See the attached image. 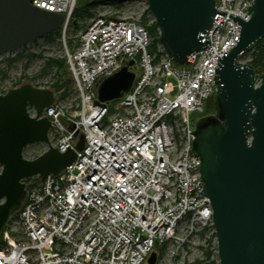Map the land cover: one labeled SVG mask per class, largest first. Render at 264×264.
Returning <instances> with one entry per match:
<instances>
[{
  "label": "built area",
  "instance_id": "2783aa9c",
  "mask_svg": "<svg viewBox=\"0 0 264 264\" xmlns=\"http://www.w3.org/2000/svg\"><path fill=\"white\" fill-rule=\"evenodd\" d=\"M31 3L65 15V45L77 0ZM253 3L217 0L208 44L185 67L161 45L159 59L149 52L153 38L140 21L101 15L86 21L81 46L66 51L79 111L67 116L57 101L43 115L60 152L75 149L82 134L85 146L60 176L27 184L21 236L12 220L1 236L0 264H145L158 245L176 238L182 222H212L193 147L195 117L217 93V68L241 39L236 18L247 22ZM131 61L132 89L98 103L99 83Z\"/></svg>",
  "mask_w": 264,
  "mask_h": 264
},
{
  "label": "water",
  "instance_id": "95a60500",
  "mask_svg": "<svg viewBox=\"0 0 264 264\" xmlns=\"http://www.w3.org/2000/svg\"><path fill=\"white\" fill-rule=\"evenodd\" d=\"M216 2L147 0L159 41L173 62L185 67L188 58L208 44L205 35L213 25ZM249 12L247 22L236 18L241 39L217 68L218 116L199 121L194 133V152L211 200L219 264H264V74L257 77L250 63L238 64L239 57L264 40V0H255ZM64 20L65 15L41 10L30 0H0V57L60 31ZM133 63L99 84L98 103L120 100L132 89ZM56 100L53 90L30 83L0 95V237L21 210L24 181L59 176L77 158L74 149L61 153L50 142L52 121L42 116ZM38 143L48 150L26 159V148ZM84 146L82 134L75 149ZM157 261L152 252L147 264Z\"/></svg>",
  "mask_w": 264,
  "mask_h": 264
},
{
  "label": "rangeland",
  "instance_id": "374dc122",
  "mask_svg": "<svg viewBox=\"0 0 264 264\" xmlns=\"http://www.w3.org/2000/svg\"><path fill=\"white\" fill-rule=\"evenodd\" d=\"M148 9L147 0H128L120 8L114 5H99L94 10L95 16L101 15L105 17H115V18H125L133 19L136 21L143 22L149 20L150 23L156 21L153 15ZM92 17H87L84 21H81L79 27H70L66 31V43L62 40V36H55L53 40L40 39L32 45H28V52L31 54H36L32 59L22 58L14 59L15 53L3 54L0 57V67L4 70V75L0 77V95L7 93L13 88H18L23 86L25 83H30L33 86L39 87L41 89L48 88L52 85L53 78L50 75L42 74V67L44 65V57H58L66 58L67 49L70 52H74L69 45L68 41L80 40L81 32L88 21ZM63 34V31H62ZM246 55V54H245ZM241 56L238 58V62L244 64H249V56ZM245 57V58H243ZM12 60V61H10ZM239 63V64H240ZM257 75V74H256ZM257 77H259L257 75ZM66 96L62 99H58L56 93V99L62 105L63 110H65L66 115H76L79 111L81 104L80 94L74 86V83H70L66 87ZM213 97V96H212ZM216 97V96H215ZM213 105L210 108L205 109V112L197 117H195V124L198 120H203V116L217 117L218 108L216 113L213 110ZM113 115V113H111ZM66 124V122H64ZM51 142L55 143L57 139L56 132L50 131ZM53 138V140H52ZM48 150V146L43 143H38L37 145L28 146L24 152L26 159H36L38 156L42 155ZM2 167H0V172ZM14 226L17 227L18 236H21V225L18 220V216L13 219ZM211 242V244L209 243ZM211 248L213 252V260L219 264V258L217 254V237L214 229L213 223L210 221L208 223L195 224L190 226L187 222H182L180 228L176 231V238L170 242L158 245L154 250L156 252L158 261L157 264H206V254L205 251ZM147 264V263H145Z\"/></svg>",
  "mask_w": 264,
  "mask_h": 264
},
{
  "label": "trees",
  "instance_id": "16d2710c",
  "mask_svg": "<svg viewBox=\"0 0 264 264\" xmlns=\"http://www.w3.org/2000/svg\"><path fill=\"white\" fill-rule=\"evenodd\" d=\"M127 1L128 0H77V5L74 9V17L71 22L72 23L71 26L79 27L81 25V21H84L87 17H94L95 16L94 10L99 5L109 4L120 8ZM143 20L144 21L141 23L147 28V30H149L153 38L152 40L153 42L151 44L149 52H151V54L157 55V59H159L162 56V53L158 51L160 45V41H159L160 32L158 30V27L155 22L150 23V21L147 19L145 20V18ZM55 36H62V34L60 33V31H56L53 34L47 35L43 38L47 40H53ZM68 42H69L68 45L73 50H76L81 46L80 40H76L74 42L70 39ZM28 48H29L28 46H25L24 48H22V50L14 52L16 56L12 60L22 59L24 57L32 59L34 56H36V54L34 53L33 54L29 53ZM249 55L251 59L249 60L248 63H250L253 66V68L256 71V74L258 76L264 74V40L260 41L259 44L256 46V48L253 51L247 53L245 56H249ZM44 60L45 61L42 67L43 68L42 74L50 75L54 79L52 85L50 86V89H52L55 92V94L57 93L58 99H62L67 94L66 92L67 85H69L72 82L74 83V78L72 77L70 68L68 67L67 64V57L66 58L44 57ZM2 75H4V70H2L0 67V77ZM207 103L213 105L214 107L213 110L216 113L218 107L216 97L213 96L209 98ZM35 181H37V179H28L26 180L25 183L28 184L29 182H35ZM209 243L211 244V242ZM205 254H206V264H218L216 263L215 260L212 259L214 254L211 251V248L207 249L205 251Z\"/></svg>",
  "mask_w": 264,
  "mask_h": 264
},
{
  "label": "flooded vegetation",
  "instance_id": "af4514ba",
  "mask_svg": "<svg viewBox=\"0 0 264 264\" xmlns=\"http://www.w3.org/2000/svg\"><path fill=\"white\" fill-rule=\"evenodd\" d=\"M210 105H211V104L208 103V109L210 108ZM212 108H214V107H212ZM217 108H218V107H217ZM203 118H206V115L203 116Z\"/></svg>",
  "mask_w": 264,
  "mask_h": 264
}]
</instances>
